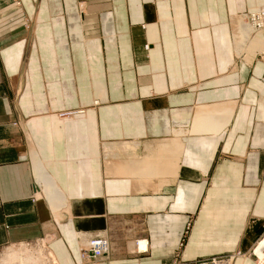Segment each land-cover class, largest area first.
<instances>
[{
  "label": "crops",
  "instance_id": "crops-1",
  "mask_svg": "<svg viewBox=\"0 0 264 264\" xmlns=\"http://www.w3.org/2000/svg\"><path fill=\"white\" fill-rule=\"evenodd\" d=\"M260 7L0 0V264H80L78 232L109 239L98 264H168L191 212L186 261L259 264L264 49L234 54L232 32L234 15ZM218 102L235 103L232 121L183 137L174 182L143 192L107 173L108 156L191 127L198 105ZM79 108L76 120L56 116Z\"/></svg>",
  "mask_w": 264,
  "mask_h": 264
},
{
  "label": "bare ground",
  "instance_id": "bare-ground-1",
  "mask_svg": "<svg viewBox=\"0 0 264 264\" xmlns=\"http://www.w3.org/2000/svg\"><path fill=\"white\" fill-rule=\"evenodd\" d=\"M256 15L264 16V7L233 16V22L235 24L234 31H236L233 36V45L238 56L242 54V50H244V52H248V47L252 45H259L261 49H264V30H261L264 29V17L260 19L251 18V16ZM255 29H260L261 31L257 36L253 37L252 32ZM146 46H148L147 49L150 48L149 45ZM230 103L231 102H218L215 104L198 105L194 113L195 115L191 127L174 129L171 136L156 139L154 142L155 148L152 150H154L156 155L159 156V165L152 164V162L150 163V161L147 160V151L151 147H147L144 143V147L138 149L135 147V144L129 143L126 145V147L130 149L128 150V154L123 153L122 155L117 154L118 156L107 157V173L114 174L117 173V171H120L122 175L128 176L127 180H124L126 181V185H130V187L134 190L143 192L149 189V187H153V189L158 190L164 184L174 182L178 177L181 167L179 158L182 156L183 146L185 145L183 137L189 135H200L203 133L217 134L224 129H227L234 115L233 108L235 103L234 105H231ZM79 109V111H76L77 109L69 110V116H62L60 115L61 113H56V116L63 121L71 119L75 120L78 116H81L80 114L84 115L86 113V109ZM108 146L105 145V151L110 149ZM175 161L178 163L176 164L177 170H175L170 164L171 162L173 163L172 165H174ZM174 172L177 177H167L169 174H173ZM98 235H100L105 241V252L101 254H94V256H92L90 251H86V248L87 246L93 247L94 244H92V240ZM77 236L82 240L83 245L86 242L85 246L81 247L80 264H98L109 251L110 243L104 234L90 235V233L78 232ZM140 240H138L140 242L136 243V245H138L140 250H147L149 246L148 241L142 239ZM262 240L255 247L254 254L259 257L260 263L264 264V240ZM230 260L231 257H222V259L217 258L214 261V264H228Z\"/></svg>",
  "mask_w": 264,
  "mask_h": 264
},
{
  "label": "rangeland",
  "instance_id": "rangeland-1",
  "mask_svg": "<svg viewBox=\"0 0 264 264\" xmlns=\"http://www.w3.org/2000/svg\"><path fill=\"white\" fill-rule=\"evenodd\" d=\"M17 4L19 5V0H17ZM84 5V4H83ZM80 6H82V5H80ZM83 7V6H82ZM84 7H85V5H84ZM83 7V8H84ZM82 8V9H83ZM86 8V7H85ZM82 9H81V11H82ZM84 10V9H83ZM246 12H248V11H246ZM246 12H243V14L244 13H246ZM240 14H242V13H240ZM0 20H1V17H0ZM143 27H144V24H143ZM261 30H264V29H261ZM260 29H255L253 32H252V36L253 37H255V36H257L258 34H259V32L261 31ZM234 33H236V31H233L232 32V34H233V36H234ZM146 45H148V44H145V49H146V51H148L149 49H147V47L148 46H146ZM150 47V46H149ZM233 50H234V54H236L237 55V52H236V50H235V47H234V45H233ZM249 48V50L248 49H246V50H248V53H253V54H255V53H257V52H259V51H262L263 49H261L260 47H259V45H252V46H249L248 47ZM246 52V51H245ZM242 53H244V50H242ZM98 102V103H97ZM99 104V101H96V103H94L93 104V106H95V105H98ZM84 109H86V108H84ZM80 109H77L76 111H79ZM80 115H83V114H80ZM79 117V116H78ZM76 120V119H75ZM61 121H63V120H61ZM203 134H211V133H203ZM190 136V135H189ZM187 137V136H186ZM155 140L156 139H151V141L150 140H148V141H145L144 143L146 144V146L147 147H151V148H149L148 149V151H147V160L148 161H150V163L152 162V164H158V162H159V160H158V158H159V156L158 155H156V152L154 151V150H152L153 148H155V145H154V142H155ZM150 157V158H149ZM179 162H180V166H181V158H179ZM170 164H171V166H173V168L175 169V170H177V168H176V164H178L176 161L174 162V165H172L173 163H171L170 162ZM159 165V164H158ZM158 169V168H157ZM154 172V171H153ZM168 175V174H167ZM168 178H171V177H177V175L175 176V172L173 173V174H169V176H167ZM40 180H42V182H45V179H44V177H40ZM149 188H153V187H149ZM52 198H54V197H52ZM53 201V200H52ZM53 202H55V201H53ZM194 218H195V213L194 212H191L190 214H189V217H188V220H187V222H186V225H185V229H184V231H183V236H182V239H181V243H180V245H178V247L176 248V250L174 251V253H173V255H172V258H171V260H170V262L168 263V264H189V263H193V264H196V262H198L199 260H207V259H210V258H212V257H214V256H221V257H228L230 254H221V255H211V256H208V257H200V258H196V259H193V260H187L186 261V259H185V256L183 255V251H184V247H185V245H186V241H187V236H188V234H189V232H190V230L192 229V226H193V223H194ZM99 234H101V233H99ZM94 235H96V234H94ZM105 237H106V235H105ZM107 238V237H106ZM108 239V238H107ZM264 240V236L259 240V242H261V240ZM140 240V239H139ZM262 240V241H263ZM108 241H109V239H108ZM138 241V240H137ZM258 242V243H259ZM79 243H80V251H81V247H82V240L79 238ZM110 243V242H109ZM137 243V242H136ZM258 243H257V245H258ZM256 245V246H257ZM110 247H111V243H110ZM255 248V247H254ZM252 254H253V256H254V259H256V260H258L259 261V264H261L260 263V260H259V257L256 255V254H254V250L252 251ZM232 259H233V257H232ZM232 262H233V260H230V262H228V264H232Z\"/></svg>",
  "mask_w": 264,
  "mask_h": 264
},
{
  "label": "built area",
  "instance_id": "built-area-1",
  "mask_svg": "<svg viewBox=\"0 0 264 264\" xmlns=\"http://www.w3.org/2000/svg\"><path fill=\"white\" fill-rule=\"evenodd\" d=\"M262 17H264V16H261V15L251 16L252 19H260ZM69 114H70V112H68V111L63 113L64 116L65 115L69 116ZM92 244H94L93 247L87 246V248H86V251H90V254L92 256H94V254H101V253L105 252V241L103 238H101L100 235L93 238ZM217 258L222 259V257L214 256V257L207 259V260L206 259L205 260H199L198 262H196V264H214V261Z\"/></svg>",
  "mask_w": 264,
  "mask_h": 264
}]
</instances>
